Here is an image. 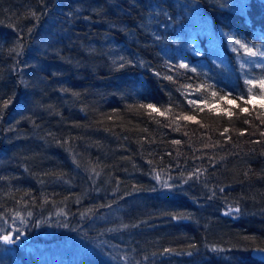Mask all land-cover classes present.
Wrapping results in <instances>:
<instances>
[{"label":"trees","instance_id":"16d2710c","mask_svg":"<svg viewBox=\"0 0 264 264\" xmlns=\"http://www.w3.org/2000/svg\"><path fill=\"white\" fill-rule=\"evenodd\" d=\"M229 35L264 45V0H0V235L19 213L29 247H82L0 264H264V124L219 99L247 97Z\"/></svg>","mask_w":264,"mask_h":264},{"label":"snow or ice","instance_id":"6c2138e0","mask_svg":"<svg viewBox=\"0 0 264 264\" xmlns=\"http://www.w3.org/2000/svg\"><path fill=\"white\" fill-rule=\"evenodd\" d=\"M219 2V0H218ZM219 6L221 8L225 7V5L223 3H219ZM233 8L235 9H238L240 11H243L245 8L248 7V5L246 3H238V4H234L232 5ZM33 15H35L33 13ZM32 29H29V32H31ZM228 40L230 42H232L234 45H238L239 48H235L233 47L232 48V51L233 52H237L239 54V52L242 51L243 55L244 56H247V57H260V58H264V51H262L260 49L259 46H250L247 42H245L244 40L242 39H236L233 35H229L228 36ZM11 51H14L17 53V55H19V48L16 47V48H13L11 49ZM199 54V53H198ZM120 60L122 61L116 70H120V69H123L126 64H129L131 63V61H125L124 60V57H120ZM115 63V62H114ZM257 67H261V68H264V64H257L256 65ZM175 67H178L180 69H185V70H190V71H193L195 72L196 69H189V66L185 63H180L179 65H176ZM241 67L243 68V64L241 65ZM157 76L160 75V73H156ZM164 79L166 80H173V77L168 75V76H165ZM244 83L248 86V89H247V97L244 98L242 96L240 97H235V98H232V99H229L228 98V94H224V95H220L219 96V99L221 101H225L227 104L229 105H233L235 107H238L239 108V111L241 113H247V114H251V111L248 107H240L236 101L237 100H242L243 103L245 105H248V104H252L253 108L252 110H255L257 107L260 109V112L258 113V116L257 118L258 119H261V123L264 124V75H261L260 77H257V78H253V79H246L244 81ZM185 87H190V85H186ZM211 87L210 85L209 86H205L204 84H201V85H198L197 88H196V91H200L201 88H204L205 90H207V88ZM254 88H258L259 89V92H254L253 89ZM211 95L213 97H217L218 93L216 91H212L211 92ZM11 103V99L9 100H6L4 102V105L3 107L4 108H7L8 104ZM189 104L190 105H194V106H198V102L196 100H189ZM131 107V106H130ZM140 108H145V109H148L150 112H154V113H157L161 116L165 115V112L164 111H161V109L159 107H157L156 105L154 104H151V103H148V104H141L139 105ZM205 107H209V110L212 111V108L211 106L209 105H205ZM167 111V110H165ZM200 111H203V108H200ZM223 115L225 116H228V117H232L233 116V112L229 109H221L220 110ZM177 119H183L185 121H195V116H192V115H182V116H178ZM197 123H199V121H195ZM244 123H249V121L247 119L244 120ZM229 131L228 128H224V133H227ZM241 135H243L244 133L241 132L240 133ZM262 136H264V132H261L260 133ZM221 135H223V133H221ZM173 143L175 144H179L181 143L179 140H176V141H173ZM75 162V161H74ZM157 179H159V177H157ZM239 212L240 209L239 208H235V209H229V213L227 214H230L231 212ZM29 215H31L29 213ZM16 217L19 218L20 217V214L19 213H16ZM179 218H182L180 216H173V219H179ZM5 223H7V221H5ZM20 223L21 224H24L25 221L21 218L20 219ZM14 231L16 233H18L15 238L12 237V234L11 232L7 233V234H4V235H0V242H3L5 244H12V243H15L17 240L20 239V235H22L23 233L20 232V229H14ZM190 248H193L195 249V245H189ZM213 251H216V249H212ZM174 251L173 249H164V252L165 253H168V252H172ZM189 256L192 255L191 252H188L187 253ZM122 259H124V257H122Z\"/></svg>","mask_w":264,"mask_h":264},{"label":"rangeland","instance_id":"374dc122","mask_svg":"<svg viewBox=\"0 0 264 264\" xmlns=\"http://www.w3.org/2000/svg\"><path fill=\"white\" fill-rule=\"evenodd\" d=\"M176 32L180 31V28H177L175 30ZM253 46V45H251ZM260 49L262 51H264V45L259 46ZM195 55H200V56H205V53L208 50H212L213 47L210 43L205 42V49L202 48V46H200L199 44H195V48H189ZM231 57L233 58V61L235 63H237V68L235 69L236 71L239 72V75L241 76L242 80L245 81L246 79H253V77H251V75H254V72H250L249 69L251 68H255V69H264V68H258L256 65L257 64H264V58H260V57H247L244 56L242 51L239 52V54L237 52H233L232 48H231ZM171 53L174 54V56H179L178 52V48L174 49ZM199 53V54H198ZM243 64V68L246 69L247 71H249L251 73V75L249 73L244 74L243 69L241 67V65ZM261 75H264V71L259 73L260 77ZM248 89V87H247ZM254 92H259L258 88H254L253 89ZM228 94H231V92L227 91ZM242 95V94H241ZM23 219L25 222L26 219L23 216H20L19 218H16L14 223H16V226H12L13 229H20V232L23 233L22 235H20L19 240H17L15 243L17 242H24V244L28 247L29 251L33 252L35 255H37L38 257L42 258V259H50L51 257H53L54 255L56 256H68V255H75L76 253H78L80 251V249L82 248L81 246H78L77 244H72L71 241L67 242V243H62V244H34L32 246L29 247V239L27 236L24 235V232L22 231L24 224L20 223V219ZM12 237L15 238V236L18 233H15L13 231H11ZM36 239V235L34 236V239L32 240L33 242H35ZM5 244L3 242H0L1 244V248L2 250L7 253L10 252L11 250H13V244ZM203 262H205L204 260H198V261H190L188 260L186 257L184 256H179L177 257L174 262L172 264H203Z\"/></svg>","mask_w":264,"mask_h":264},{"label":"water","instance_id":"95a60500","mask_svg":"<svg viewBox=\"0 0 264 264\" xmlns=\"http://www.w3.org/2000/svg\"><path fill=\"white\" fill-rule=\"evenodd\" d=\"M251 256L256 258L257 260L264 262V251L262 250H253Z\"/></svg>","mask_w":264,"mask_h":264}]
</instances>
